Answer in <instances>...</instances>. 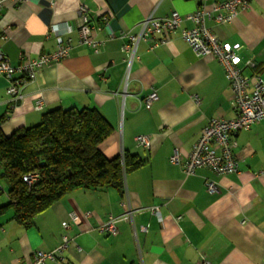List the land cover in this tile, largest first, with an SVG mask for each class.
Segmentation results:
<instances>
[{"label":"crops","instance_id":"crops-1","mask_svg":"<svg viewBox=\"0 0 264 264\" xmlns=\"http://www.w3.org/2000/svg\"><path fill=\"white\" fill-rule=\"evenodd\" d=\"M222 1L210 0L208 6ZM202 2L29 0L8 2L0 11V48L13 65L54 53L58 35L53 25L71 44L65 59L38 71L15 105L0 76L1 131L10 136L35 126L54 109L95 107L113 126L100 145L103 154L114 159L126 153L143 161L126 174L124 194L113 187L75 190L29 226L17 222L8 208L0 215V264H33L36 253L54 251L64 235L73 239L63 253L65 262L47 264H199L202 257L210 264H264V120L235 136L238 174L200 169L187 176L171 162L174 151L186 161L212 119L236 117L225 71L215 57L197 55L180 32L167 34L156 47L153 40H142L131 63L124 50L150 16L177 11L181 28H193L187 16ZM83 5L92 38L101 42L97 51L81 43ZM208 26L236 52L235 63L245 75L264 76V0H252L231 23L211 20ZM249 60L253 66H247ZM153 90L158 100L146 109L141 101ZM39 98L44 99L40 110ZM139 135L149 136V148L138 146ZM208 180L215 182L217 193L207 191ZM3 189L0 208L10 203L9 188ZM129 211L132 221H118L116 233L100 230L109 216Z\"/></svg>","mask_w":264,"mask_h":264},{"label":"built area","instance_id":"built-area-1","mask_svg":"<svg viewBox=\"0 0 264 264\" xmlns=\"http://www.w3.org/2000/svg\"><path fill=\"white\" fill-rule=\"evenodd\" d=\"M202 1L201 6L187 16L194 24L193 28H181L183 17L177 11L164 18L150 16L142 22L138 34L129 36L130 42L124 46V50L129 53L131 63L142 40L151 39L156 47L167 41V34L180 32L182 38L197 55L213 56L219 61L235 95L233 108L236 111V117L234 119H212L193 145L186 161L183 160L178 149L171 155L170 160L173 164L182 166L187 176L196 174L200 169H208L217 175L238 174L240 162L235 152L237 146L235 136L241 131L250 130L253 125L264 120V76L249 77L245 75L243 69L235 63L236 52L222 44L208 26V22L215 20L218 23H231L239 13L250 6L252 0H224L213 4L211 8L208 6L210 0ZM8 2L23 5L29 0H0V11ZM79 16L83 22L79 28L81 43L97 51L101 42L92 38L93 28L89 23V10L86 6H81ZM52 31L58 35L56 51L43 54L36 59L27 58L22 64L13 65L0 48V76H3L8 82L7 94L10 97V102L14 105L23 100L24 88L36 79L39 70L51 63H57L69 55L71 44L68 41H63L59 26L53 25ZM247 66H253V62L249 60ZM157 100L158 93L153 90L141 101V106L150 109ZM43 106L44 99L39 98L36 101V108L40 110ZM136 141L138 146L150 147V139L147 135L137 136ZM37 178V175L31 174L25 176L24 181L32 185ZM205 186L207 191L212 194L218 192L217 185L211 180L206 181ZM2 192L0 184V194ZM154 211L159 215L158 208ZM133 213L129 211L120 217L109 216V219L100 226V230L108 234L116 233L118 231L117 222L120 220L132 221ZM90 215L91 213H87V216ZM71 217L73 221L78 222L79 217L75 213H72ZM63 226L69 227L67 222L63 223ZM72 240L69 235H64L62 243L54 251L36 253L33 264H47L48 260L65 262L63 253ZM199 264H210V262L202 257Z\"/></svg>","mask_w":264,"mask_h":264},{"label":"trees","instance_id":"trees-1","mask_svg":"<svg viewBox=\"0 0 264 264\" xmlns=\"http://www.w3.org/2000/svg\"><path fill=\"white\" fill-rule=\"evenodd\" d=\"M112 124L95 107L54 109L40 123L7 136L0 129V184L9 188L15 220L29 226L34 218L75 190L116 188L124 194L125 177L143 165L136 155L108 159L100 145ZM37 175L32 184L24 181ZM4 191V189H3Z\"/></svg>","mask_w":264,"mask_h":264},{"label":"rangeland","instance_id":"rangeland-1","mask_svg":"<svg viewBox=\"0 0 264 264\" xmlns=\"http://www.w3.org/2000/svg\"><path fill=\"white\" fill-rule=\"evenodd\" d=\"M1 182H2V184L5 186V182H4L3 180H2Z\"/></svg>","mask_w":264,"mask_h":264}]
</instances>
